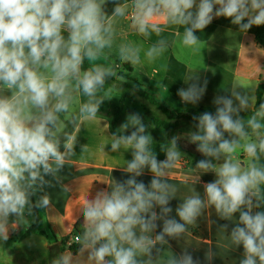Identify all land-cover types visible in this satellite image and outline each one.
<instances>
[{
  "label": "clouds",
  "instance_id": "obj_1",
  "mask_svg": "<svg viewBox=\"0 0 264 264\" xmlns=\"http://www.w3.org/2000/svg\"><path fill=\"white\" fill-rule=\"evenodd\" d=\"M129 15L138 36L159 37L145 52L155 61L168 51L166 27H182L185 46L196 45L195 33L218 17L247 33L264 25V0H0V242L8 241L11 225L50 207L45 189L63 184L61 173L77 145L81 152L87 149L75 133L97 117L107 82L118 75L114 64L100 61L116 45L118 19ZM140 52L131 43L117 46L121 63L140 64ZM207 86L206 79L190 76L176 94L195 106ZM212 104L214 112L192 116L194 130L185 138L203 157L195 162L196 172L214 179L203 182L198 175L195 183L203 191L193 187L175 209L171 202L180 188L168 176L184 154L178 137L161 145V160L139 113L128 114L112 134L111 152L127 150L131 158L123 167L126 178H112L81 208L84 231L76 239L87 264H201L188 249L173 251L169 241L180 240L209 209L227 222L219 228L229 250L242 247L239 264H264V102L241 115L251 101L235 87ZM238 150L246 163L237 159ZM146 173L147 183L140 179ZM216 256L214 248L207 249L205 264ZM50 264L75 260L60 252Z\"/></svg>",
  "mask_w": 264,
  "mask_h": 264
},
{
  "label": "crops",
  "instance_id": "obj_2",
  "mask_svg": "<svg viewBox=\"0 0 264 264\" xmlns=\"http://www.w3.org/2000/svg\"><path fill=\"white\" fill-rule=\"evenodd\" d=\"M130 23L131 15L118 19L116 45L105 51L104 55L108 59L102 57L100 61L114 64L118 74L115 79L107 82V92L116 93L115 95L123 92L119 105L106 96L114 105L115 111L121 110L117 125L113 126L112 116L99 113L95 119L84 121L80 125L75 134L79 144H86L87 149L81 152L77 145L75 155L61 173L63 184L45 189L50 195V207L35 209L34 216L26 217V222L10 226L15 230L10 232L7 242H0V264H50L51 259L60 252L72 253L66 242L74 234L76 224L82 221L80 211L89 196L107 187L112 178H126L123 167L126 160L131 158V153L123 149L119 153H112L110 143L112 134L118 133L128 114L139 113L148 125L152 137L162 141L161 145H167L173 136L178 137L177 143L184 154L181 162L168 176L180 188L177 198L171 202L175 209L181 199L191 194L193 187L197 191H203L202 184L195 183L198 175L202 174L194 169V158L201 155L195 152L194 145H188L185 138V134L190 131L185 127L186 124L194 122L182 116L192 118L194 114L197 115L193 112H214L212 101L215 96L229 94L235 87L249 95V111L256 107L258 90L262 93L259 103L264 102V47L256 42L255 26L247 33H241L238 26L231 23L230 18H214L203 31L195 33L200 40L194 46L183 44L182 27L169 26L162 34L168 42V51L157 60L148 61L145 52L159 37L153 35L145 40L131 29ZM121 42L131 43L141 49L140 64L131 65L119 61L117 46ZM194 75L199 76L202 81H208L204 97L195 106L183 103L174 94V90L177 92L179 88L187 87L189 77ZM137 90L150 94L164 105L171 117L141 97ZM82 99L81 97L80 100ZM151 112H156L157 117L146 119V114L150 116ZM62 119H65L67 127L72 126L67 123L68 118ZM236 156L242 163L247 162L244 153ZM164 158V152L158 155V159ZM140 179L147 183L150 174L146 173ZM212 179L213 174L199 177L203 182ZM172 215L175 216V211ZM224 223L227 222L220 220L209 209L196 224L189 226V231L180 240L169 241L171 249L176 252L188 249L194 258L198 257L201 264H205V252L214 248L217 256L213 264H239L243 249L241 247L235 251L229 250L225 234L219 228ZM32 227L44 233L27 234ZM167 253L168 248L165 247L161 254L162 259L166 258ZM72 255L75 264H87V260L78 251Z\"/></svg>",
  "mask_w": 264,
  "mask_h": 264
},
{
  "label": "trees",
  "instance_id": "obj_3",
  "mask_svg": "<svg viewBox=\"0 0 264 264\" xmlns=\"http://www.w3.org/2000/svg\"><path fill=\"white\" fill-rule=\"evenodd\" d=\"M112 7H113V5L110 3L108 5V11L109 12H111ZM254 33H255V38H256L257 44L260 45L261 47H264V25L255 26ZM88 66H89L88 62L85 61L84 67L87 68ZM170 89H172V88H170ZM137 93L141 97L147 99L150 103L154 104L157 108L161 109L165 114H167V116L169 118L171 117L168 109L164 105H162L161 103L157 102L156 99L153 98L150 94H148L146 92H143L141 90H137ZM176 93H177L176 90H174V94H176ZM261 96H262V93H261L260 90H258L257 103H256L255 109L258 107V104H259V102L261 100ZM114 109H115L114 105L106 97V99L104 100V103L102 104V106L100 108L99 114H103V115H106V116H112V118H113V126L115 127L117 125L118 121H119L120 111L121 110L118 109V110L115 111ZM255 109L252 110V111L246 112V113H243L242 112L241 115H245V116L251 115L252 112L255 111ZM201 112H203V111L193 112V113H196L198 115ZM182 117H184L185 119H188V120H191L192 121V118H188L186 116H182ZM160 124H162V123L160 122ZM167 125L169 126V124H167ZM67 130L68 131H72L73 130L72 129V126H68L67 127ZM153 140H154V144H153L154 150L157 152L158 155L162 154L163 153L161 151V143H162V141L160 139H155V138H153ZM201 158H203V157L202 156H196L194 158V161L196 162L198 159H201ZM83 231H84L83 223H82V221H79L76 224V226H75V232L81 235L83 233ZM35 232L44 233L41 230H39L38 228L32 227V228H30L27 231V234L35 233ZM78 248H79V244H76V245L72 246L70 249H71L72 253H76L78 251Z\"/></svg>",
  "mask_w": 264,
  "mask_h": 264
},
{
  "label": "rangeland",
  "instance_id": "obj_4",
  "mask_svg": "<svg viewBox=\"0 0 264 264\" xmlns=\"http://www.w3.org/2000/svg\"><path fill=\"white\" fill-rule=\"evenodd\" d=\"M116 92H117V90H115ZM123 91H125V92H127V90H123ZM122 93L123 92H120V94L118 93L117 95H115L116 93H108L107 92V90H106V93H105V95L111 100V101H114V102H116V103H118V105L120 104L119 103V100H121V98H122ZM144 100V99H143ZM78 103V102H77ZM74 104V106H73V111H75L76 109H77V107H78V104ZM155 110H156V108H155ZM69 115H71V114H69ZM147 116H146V119H150L151 120V117H157V113L156 112H151V114H150V116L148 115V114H146ZM66 118H68V117H66ZM124 121H125V118H124ZM123 121V122H124ZM186 128H189L190 130H194L192 127H193V124L192 123H189V124H186V126H185ZM154 131V130H153ZM163 131V130H162ZM241 153H243V151L242 150H238L237 151V154H238V156H239V154H241Z\"/></svg>",
  "mask_w": 264,
  "mask_h": 264
},
{
  "label": "built area",
  "instance_id": "obj_5",
  "mask_svg": "<svg viewBox=\"0 0 264 264\" xmlns=\"http://www.w3.org/2000/svg\"><path fill=\"white\" fill-rule=\"evenodd\" d=\"M77 236H79V234L74 233V234H73V235L67 240L66 243L68 244V246L72 247V246L78 244V241H77V239H76Z\"/></svg>",
  "mask_w": 264,
  "mask_h": 264
}]
</instances>
